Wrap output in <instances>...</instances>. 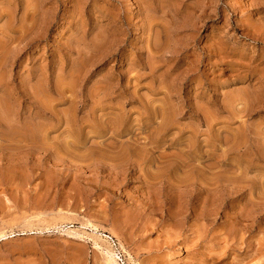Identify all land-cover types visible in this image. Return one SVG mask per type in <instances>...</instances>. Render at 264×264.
<instances>
[{"label": "rangeland", "instance_id": "obj_1", "mask_svg": "<svg viewBox=\"0 0 264 264\" xmlns=\"http://www.w3.org/2000/svg\"><path fill=\"white\" fill-rule=\"evenodd\" d=\"M113 262L264 264V0H0V264Z\"/></svg>", "mask_w": 264, "mask_h": 264}, {"label": "bare ground", "instance_id": "obj_2", "mask_svg": "<svg viewBox=\"0 0 264 264\" xmlns=\"http://www.w3.org/2000/svg\"><path fill=\"white\" fill-rule=\"evenodd\" d=\"M29 4V3H28ZM30 6V5H29ZM5 7V6H4ZM32 8V7H31ZM5 14V13H4ZM13 17V16H12ZM155 17V16H154ZM31 19V18H30ZM152 25V24H151ZM156 32V31H155ZM157 34V33H156ZM21 37V36H20ZM156 40V39H155ZM156 42V41H154ZM160 42V41H159ZM160 45V44H159ZM93 55V54H92ZM81 73V72H80ZM71 74V73H70ZM70 82V81H69ZM160 82V81H159ZM97 94V93H96ZM61 97V96H60ZM240 101V100H239ZM237 102V101H236ZM113 103V102H112ZM10 104V103H9ZM15 109V108H14ZM5 114V113H4ZM13 118V117H12ZM7 119V118H6ZM10 120V119H9ZM12 121V120H11ZM33 131V130H32ZM32 133V132H31ZM70 235V234H69ZM2 237V236H1ZM109 254V253H108ZM110 257V256H109ZM113 258V257H112ZM111 259V258H110ZM113 261V259L111 260ZM115 261V260H114ZM116 262V261H115ZM110 263V262H109ZM114 263V262H113ZM115 264V263H114Z\"/></svg>", "mask_w": 264, "mask_h": 264}]
</instances>
